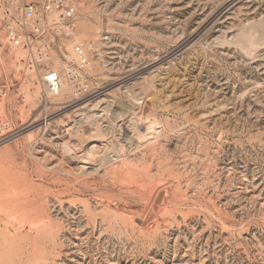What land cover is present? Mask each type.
<instances>
[{"label": "rangeland", "instance_id": "374dc122", "mask_svg": "<svg viewBox=\"0 0 264 264\" xmlns=\"http://www.w3.org/2000/svg\"><path fill=\"white\" fill-rule=\"evenodd\" d=\"M74 1L89 93L0 48V264H264V0Z\"/></svg>", "mask_w": 264, "mask_h": 264}, {"label": "built area", "instance_id": "2783aa9c", "mask_svg": "<svg viewBox=\"0 0 264 264\" xmlns=\"http://www.w3.org/2000/svg\"><path fill=\"white\" fill-rule=\"evenodd\" d=\"M0 9V48L28 53L27 65L39 75L45 97L59 95L63 83L76 95L91 91L86 73L91 60L77 42L74 0H0ZM108 41L109 36L104 34L101 42ZM64 44H71L74 58L64 51ZM4 94L5 86L0 84V103ZM10 136L0 115V141Z\"/></svg>", "mask_w": 264, "mask_h": 264}, {"label": "bare ground", "instance_id": "6f19581e", "mask_svg": "<svg viewBox=\"0 0 264 264\" xmlns=\"http://www.w3.org/2000/svg\"><path fill=\"white\" fill-rule=\"evenodd\" d=\"M69 49H70V52H71V53H70V54H71L70 56L73 57L71 47H69ZM73 58H74V57H73ZM63 84H64V83H63ZM62 87H63V85H62ZM62 87H61V90H62ZM93 117H94V116H93ZM88 119H90V118L88 117ZM79 121H80V120H79ZM90 121H91V123H92L93 125H96V120H94L92 117H91V120H90ZM88 122H89V121H88ZM79 124H80V123H79ZM70 152H71V151H70ZM73 156H74V155H73ZM105 160H106V161H109L110 159L107 158V159H105ZM107 163H108V162H107ZM89 169H90V168H89ZM86 170H87L86 167H84V168L82 169L83 172H85Z\"/></svg>", "mask_w": 264, "mask_h": 264}]
</instances>
